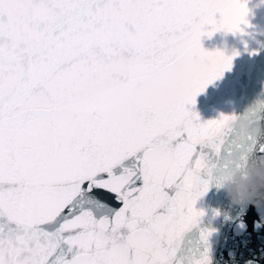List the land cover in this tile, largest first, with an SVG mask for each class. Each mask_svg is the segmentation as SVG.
<instances>
[{
	"label": "snow or ice",
	"instance_id": "obj_1",
	"mask_svg": "<svg viewBox=\"0 0 264 264\" xmlns=\"http://www.w3.org/2000/svg\"><path fill=\"white\" fill-rule=\"evenodd\" d=\"M248 11L0 0V264H264V238L214 247L195 206L264 156V136L230 126L235 112L202 120L191 107L238 54L202 35L243 33ZM245 112L264 121V100ZM244 212L264 224V206Z\"/></svg>",
	"mask_w": 264,
	"mask_h": 264
},
{
	"label": "water",
	"instance_id": "obj_2",
	"mask_svg": "<svg viewBox=\"0 0 264 264\" xmlns=\"http://www.w3.org/2000/svg\"><path fill=\"white\" fill-rule=\"evenodd\" d=\"M247 6L249 23L242 25L243 33L219 29L211 36L205 33L201 37L207 49L221 48L228 54L233 50L238 52L232 57L231 67L225 68L197 93L191 107L202 120L216 117L221 112H243L257 100H264V0H247ZM257 157L259 154L251 152L247 161ZM195 206L204 210L201 224L215 229L210 237L214 247H236L245 240L255 246L264 238V224L258 229L253 228V214L244 212L246 205L231 203L223 187L216 182L209 184ZM241 219L247 227L238 230Z\"/></svg>",
	"mask_w": 264,
	"mask_h": 264
},
{
	"label": "clouds",
	"instance_id": "obj_3",
	"mask_svg": "<svg viewBox=\"0 0 264 264\" xmlns=\"http://www.w3.org/2000/svg\"><path fill=\"white\" fill-rule=\"evenodd\" d=\"M235 113V118L229 121L231 127L245 133L264 136V121L256 119L251 112ZM220 185L233 204L264 206V156L232 169L220 181Z\"/></svg>",
	"mask_w": 264,
	"mask_h": 264
}]
</instances>
